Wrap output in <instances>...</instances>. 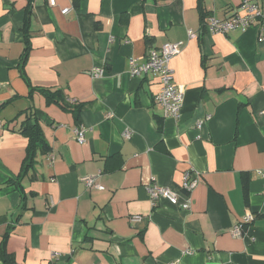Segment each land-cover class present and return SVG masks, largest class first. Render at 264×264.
Instances as JSON below:
<instances>
[{"label":"crops","instance_id":"1","mask_svg":"<svg viewBox=\"0 0 264 264\" xmlns=\"http://www.w3.org/2000/svg\"><path fill=\"white\" fill-rule=\"evenodd\" d=\"M244 1L264 14V0H0V252L7 236L15 264H264V17L199 37ZM167 43H183L179 120L154 74L129 73ZM29 110L50 152L24 170ZM187 174L190 211L153 206V179L178 190Z\"/></svg>","mask_w":264,"mask_h":264},{"label":"built area","instance_id":"2","mask_svg":"<svg viewBox=\"0 0 264 264\" xmlns=\"http://www.w3.org/2000/svg\"><path fill=\"white\" fill-rule=\"evenodd\" d=\"M50 7L56 6V0H47ZM69 9H64L63 14H67ZM264 17L263 11L258 3L244 1L238 11L229 19L221 20L210 18L205 22V29L209 34H229L233 31H245L248 28L260 23ZM190 37L195 34L190 31ZM183 48V43H167L161 48L152 49L144 61L139 62L137 59H131L129 63V73L133 77H141L142 75L152 73L159 82L160 90L155 97V102L163 110L164 117L179 120L182 115L184 104V93L174 81V73L170 67L171 61L177 57ZM102 75V71H96L94 76ZM111 117V115L109 116ZM203 122L200 121L197 127L200 128ZM86 129L80 126L74 131L75 139L79 144H84ZM128 137V134L126 135ZM82 183L89 189H101L102 186L97 182L96 177H84ZM199 183V179L187 174L181 188L174 190L160 186L153 179L147 186L148 196L155 207L161 200L168 201L171 205L178 207L184 211H190L192 207V192ZM142 218L134 217V221L138 222ZM253 216L247 213L242 220L233 227L232 233L239 236L245 226L251 224Z\"/></svg>","mask_w":264,"mask_h":264},{"label":"trees","instance_id":"3","mask_svg":"<svg viewBox=\"0 0 264 264\" xmlns=\"http://www.w3.org/2000/svg\"><path fill=\"white\" fill-rule=\"evenodd\" d=\"M204 33H207V31L203 25V28L199 33V37ZM58 93H61V91H59ZM80 107H82V104H80L78 109L74 111L76 115L79 114ZM26 114H27L26 120L22 123V126L20 127L21 133L27 136V138L29 139L27 155L24 161V170L34 167V164L36 163L37 157L39 155H46L50 152V146L45 140L43 129L36 116V113H34V110H29L26 112ZM242 179H243L244 195L245 198L248 199V190H249L248 174H244ZM6 240H7V236L5 237L3 245L1 247V252H0L1 259L4 264H15L14 256L9 254L6 249Z\"/></svg>","mask_w":264,"mask_h":264}]
</instances>
